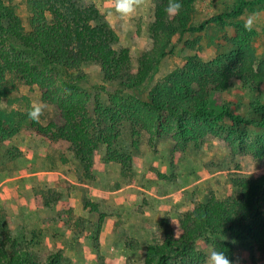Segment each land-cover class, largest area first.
I'll return each mask as SVG.
<instances>
[{
  "label": "trees",
  "instance_id": "obj_1",
  "mask_svg": "<svg viewBox=\"0 0 264 264\" xmlns=\"http://www.w3.org/2000/svg\"><path fill=\"white\" fill-rule=\"evenodd\" d=\"M80 1L26 0L30 13L27 30L15 6L0 0V143L30 130L51 145L71 151L87 179H94L95 158L105 148L103 161L119 164L121 174L127 177L133 176L134 158L121 145L123 136L131 138L134 150L147 134L151 146L170 140L172 153H185L210 135L231 140L239 128L253 125L263 133L248 142L243 137L237 141L254 159L264 160V100L250 104L259 120L237 114L218 101L235 81L250 91L264 86V60H258L253 46L257 31H248L243 22L237 24L233 51L209 61L190 57L182 67L157 81L147 100L123 94L146 83L170 53L175 36L203 31L213 22L225 24L226 17L238 16L246 6L264 0H240L231 12L211 17L199 26L191 24L195 0H180L182 8L175 15L165 10L169 0H157L148 28L151 44L136 68L130 48L121 44L105 16L96 6L81 5ZM91 63L100 67L104 81L120 83L121 89L110 94L107 101L72 81V71ZM16 81L37 86L41 100L58 110L59 122H33L27 117L30 109L3 107ZM13 150L7 151L11 157L22 155L19 149ZM229 181L233 194L219 197L210 193L180 214L177 227H172L168 217L162 218L159 225H168L162 239L145 245L141 261L127 264H205L207 256L196 246L212 238L213 249L223 251L230 264H236V244H253L264 254V174L256 178L231 176ZM43 201L42 207L52 208L59 198ZM84 207L100 214L98 236L106 215L87 198ZM77 221L85 219L78 217ZM35 243L39 244L16 230L6 211L0 209V264H79L65 256L60 243L46 251ZM125 244L136 250L140 246L135 239Z\"/></svg>",
  "mask_w": 264,
  "mask_h": 264
},
{
  "label": "rangeland",
  "instance_id": "obj_2",
  "mask_svg": "<svg viewBox=\"0 0 264 264\" xmlns=\"http://www.w3.org/2000/svg\"><path fill=\"white\" fill-rule=\"evenodd\" d=\"M4 1L15 6L18 15L23 19L26 29L29 30L30 13L26 0ZM239 1L195 0L191 24L199 26L211 17L229 13ZM156 2L157 0H136V5L146 3L153 8L154 12ZM80 4L94 5L106 19L107 17L110 18L111 23L115 26L112 27L120 37L121 44L130 48L132 64L136 68L139 58L145 50L133 48L136 43L132 36V31L139 29V31L144 32L146 37L149 25L154 20V13L153 20L149 25L147 24L148 20H145V22L141 21L142 23L132 22L133 27L131 30L130 25H121L123 19L117 13L116 0H81ZM249 17L253 18V29L257 31V35L253 40L257 58L258 60H264V3L248 5L240 15L226 17L225 24L213 22L208 24L203 31L195 33L185 32L175 36L170 47V53L161 61L153 75L146 81V84L137 90L124 91L123 94L134 95L141 100H147L149 92L155 83L173 70L182 67L190 57L195 56L203 61H209L218 55L228 54L233 51L235 47L232 44V39L237 34V24L239 22L245 23ZM150 44L151 41L149 39V42L147 41L145 44V48L150 47ZM154 79H156L155 83ZM72 81L84 91L91 94H101L104 101L109 99L110 94L121 89L119 82L104 81L100 67L95 63L87 64L77 71H72ZM149 86H151L150 90L148 89ZM257 100H264V86L259 91H250L243 88L237 81L232 82L229 91L218 97L220 103L228 105L233 112L251 120H259V117L250 109V104ZM33 104L43 106V112L40 117L42 123L59 122L58 110L55 106L45 104L41 100V92L37 86L29 87L16 81L15 88L11 92V98L4 99L2 105L8 109L27 110ZM92 105L93 103H91ZM225 127L230 129L231 124L226 122ZM262 133V130L253 125L242 126L231 140L210 135L199 147L189 146L185 153H172L173 142L170 140H164L158 142L156 146H151L147 134L142 135L139 149L134 150L131 146V138L123 136L121 145H124L125 149L130 151L134 158L133 176H123L119 164H117L119 170L114 168L116 165H110V169L102 171L101 163L104 162L103 156L105 154V148H102L95 158L94 179H87L84 177L83 170L74 159L71 151L60 149L50 143L49 145L41 136L24 129L13 138L0 143V209L6 211L16 230H19L28 239L39 243L35 244L39 245L38 248L41 251H46L60 243L64 247L65 256L79 263L76 258H80L83 251L75 243L85 237L88 231L92 233L93 247H97L99 243V235H96V231L100 214L84 207L85 198L97 203L100 212L104 213L107 218H111L114 226H121L120 224L124 223V216L119 210H112L111 207H117L116 205H118L123 207V213L127 212V215L130 214V196L125 202L122 200L123 202H120V205L117 199L116 202L114 201L115 206L108 207L103 204V207L100 208L101 201L104 202L106 198L103 197L102 191L99 189L100 187L97 183L99 179L102 178V181L110 179L112 182H109L107 186L111 190L124 186H136L142 196L137 199L136 205L138 204V206L135 209L137 207L138 209L144 208L151 222L154 223V214L157 213L156 211L162 203L160 206L164 212L162 218L168 217L169 223L175 228L177 227L180 214L190 210L195 202L205 200L210 193H214L219 197L233 194L231 182L229 181L231 176L256 178L264 174V160L254 159L252 155L247 154L243 150L237 141L238 137H243L248 142ZM8 149H19L22 155L11 157L7 152ZM16 151L13 150V154H16ZM31 151L41 158L39 170H35V172H43L37 175L33 181L34 186L32 189L34 191L31 187L30 190L31 193L33 191L35 205L42 209L43 218L36 216L35 211L38 207L35 205V210L29 206H22L21 199L23 197L19 196L21 193L15 188V184L25 179L24 177H32L30 166L29 169H26L31 161L26 158V153H31ZM44 156H47V166L50 173L45 171L44 160H42ZM63 160L67 163H64ZM70 176L77 179V181H71L69 179ZM70 191H77V196L70 194ZM44 198H59L54 208L58 209V212H55L58 219L63 216L59 222L64 225V233H55L53 228L56 227V224L52 228L50 227L51 225H47L50 222L49 219L54 218L48 216L50 211L44 210L46 208L41 206ZM175 206L180 208L176 209L175 217L173 218L169 214L174 209L172 207ZM75 211L83 214L84 217L75 214ZM262 211L264 213V207ZM78 217L84 218L85 222L77 221ZM162 218L155 222V229L147 232L148 237L142 247L149 242L162 239L164 231L168 227V225H159V221ZM126 229L127 233L123 234L125 243L134 239L130 238V226H127ZM68 232L70 238L67 236ZM66 237L67 241L64 242ZM213 240L214 238L210 241ZM210 241H199L196 246L206 256L213 249ZM73 245L75 247H72ZM234 255L236 264H264V254L259 252L253 244L244 246L236 244ZM89 259L93 263L96 262L95 260L99 261L98 263L101 262L99 257H89ZM79 264L83 263L80 262ZM205 264H207V260Z\"/></svg>",
  "mask_w": 264,
  "mask_h": 264
},
{
  "label": "crops",
  "instance_id": "obj_3",
  "mask_svg": "<svg viewBox=\"0 0 264 264\" xmlns=\"http://www.w3.org/2000/svg\"><path fill=\"white\" fill-rule=\"evenodd\" d=\"M146 1V0H145ZM117 3L118 1L116 0V8H117ZM117 13L119 15H121L122 17V21H121V25L125 26V25H130V29L132 30L133 24L132 22H136V23H142L145 22V20L147 21V24L149 25L150 22L153 20V8L146 4V3H141L139 5L135 6V11L133 13H131L130 15H122L120 12L117 11ZM108 21L110 22V24L115 27L112 23L109 17H107ZM130 20V21H129ZM142 21V22H141ZM130 22V24H129ZM132 36L134 37V41H135V46L133 48H140L139 50H147L149 47L145 48V44L148 41L149 42V37L146 34V37L144 36V32L139 31V29H136L134 31H132ZM157 79V78H156ZM156 79H154V83L156 82ZM146 84V83H145ZM149 90L151 89V86H149L148 88ZM43 138V137H41ZM49 144V143H48ZM50 145V144H49ZM24 154V153H23ZM37 157V158H36ZM26 158H28L29 160H31L28 163V167H26V169H32V177H24L25 179H22L21 182H17L15 184V188L16 190L21 193L19 196L23 197L21 199V204L22 206H29L31 209L35 210V203L33 200V181L35 180V177L39 174H41L42 172H35V170H39V165H40V160L41 158H39V156L35 155V153H33L31 151V153H26ZM35 160V162H33ZM44 160V166H45V171L46 173H50L49 172V168L47 166V156H44L43 159ZM64 163H67L65 160H63ZM110 165H116L114 168H116V170L118 169V165L117 164H113V163H101L102 166V171L108 170L111 168ZM38 166V167H37ZM37 168V169H36ZM119 170V169H118ZM26 172H28V170H26ZM45 173V174H46ZM71 175V174H69ZM112 178V177H111ZM71 181L76 182L77 179L73 178L72 176H70L69 178ZM100 180V181H99ZM98 180V186L100 187L99 189L102 191V195L103 197L106 198V200L104 202L101 201L100 204V208L104 206H115V202L118 199V203L120 205V202H125V200L128 199V197L130 196V214L127 215V212L123 213V207H120L118 205H116L117 207H111L112 210H119L120 213H122V215L124 216L123 220L124 223L120 224L121 226H114L112 219L107 218L104 220L101 230H100V234H99V243L97 247H93V240L92 238V233L89 231L86 233V236L81 238L80 240L77 241V243H75L76 245L80 246L82 248L83 254L80 256V258H76L79 263H83V264H126L128 261H141L143 258V252L142 249L145 247H142L146 240V238L148 237V233L147 232H151V229H155L156 228V223L160 218H162V214H164V212L161 210L162 207H160L162 205V203L159 206V209L156 211L157 213L154 214V223L151 222L150 217L147 213V211L143 208V209H135L136 206H138V204L136 205V201L138 198H140V196H142V194H139L136 186H130V187H122L119 189H113L111 190L110 187L107 186V184L109 182H112L110 179H107L106 181H102V178ZM31 184V185H29ZM73 184V183H72ZM31 189L33 190L31 193ZM130 192V193H129ZM78 192L77 191H70V194L72 195H76ZM80 193V192H79ZM157 193V191H156ZM130 194V195H129ZM77 196V195H76ZM144 197H146V195H144ZM174 199V198H173ZM78 200V199H75ZM108 200V201H107ZM123 200V201H122ZM98 203H100L99 200H97ZM115 201V202H114ZM36 206V205H35ZM38 208H36V216L38 218H43L44 215H42V209H40L39 206H36ZM55 207V206H54ZM46 208L44 210H49L50 213L48 216H50L51 218L54 219H49L50 222L47 224L48 226L51 225L50 227L52 228L53 226H55L54 224H56V227L53 228V230H55V233H64L65 229H64V225H61L59 221H61V219L63 218V216H61V219H58L56 217V211L58 212V209L56 208ZM174 208L172 210V212L169 214L171 217H175V212L177 208L180 207H172ZM126 210V207H125ZM75 214L77 215H81L84 217L83 214L77 213L75 211ZM46 223V222H45ZM127 226H130V238H134L136 240L139 241L140 246L138 248V250L136 249H132L128 246H126L124 239H123V234L127 233ZM126 230V231H123ZM61 235V234H60ZM69 238V232L67 235ZM90 238V239H89ZM67 241V237L66 240H64V242ZM63 242V240H62ZM70 242V239H69ZM65 245V243H63ZM72 247H75L74 245ZM72 252V251H71ZM91 255V256H90ZM75 256V254H74ZM89 257H99L101 259V262L98 263L97 260H95L96 262L93 263L91 259H89Z\"/></svg>",
  "mask_w": 264,
  "mask_h": 264
},
{
  "label": "clouds",
  "instance_id": "obj_4",
  "mask_svg": "<svg viewBox=\"0 0 264 264\" xmlns=\"http://www.w3.org/2000/svg\"><path fill=\"white\" fill-rule=\"evenodd\" d=\"M135 6L136 0H118L117 11L122 15H130L135 11ZM181 8L182 4L180 0H169V3L165 10L168 14L175 15L180 12ZM253 23V18L249 17L244 26L248 31H251L253 28ZM42 112V105L33 104L27 113V117L33 122H39ZM207 264H230V261L223 251L212 249L207 256Z\"/></svg>",
  "mask_w": 264,
  "mask_h": 264
}]
</instances>
